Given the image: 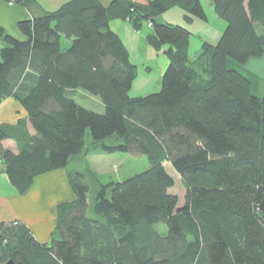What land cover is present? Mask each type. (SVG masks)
<instances>
[{"label": "trees", "instance_id": "1", "mask_svg": "<svg viewBox=\"0 0 264 264\" xmlns=\"http://www.w3.org/2000/svg\"><path fill=\"white\" fill-rule=\"evenodd\" d=\"M208 1L225 28L193 61L188 29L156 19L178 8L186 25L206 21L202 0H115L108 7L71 0L19 22L24 40L0 29V104L12 97L25 113L15 125H0V165L20 194L79 156L87 131L93 144L119 140L101 145L104 153L141 155L149 164L100 185L91 202L84 176L68 171L75 199L57 206L50 242L40 244L22 223H0V264H264V97L227 67L264 56V0ZM112 19L135 31L151 25L149 46L167 48L158 92L129 95L137 68L109 29ZM77 94L97 99L102 111L77 103ZM8 139L17 154L2 147ZM165 164L185 190L180 207Z\"/></svg>", "mask_w": 264, "mask_h": 264}, {"label": "crops", "instance_id": "2", "mask_svg": "<svg viewBox=\"0 0 264 264\" xmlns=\"http://www.w3.org/2000/svg\"><path fill=\"white\" fill-rule=\"evenodd\" d=\"M69 1L71 0H32V4L29 7L0 1V29L4 36H9L19 41L24 40V36L17 28L19 22L31 20L33 17L43 13L54 12ZM99 1L104 7H108L115 0ZM202 5L205 7L206 21L194 19L192 24L186 25L183 21L184 13L178 8L168 10L160 15L156 21L161 24L185 26L190 32L189 38L194 37L198 40L197 48L200 51L202 43L215 45L225 28L224 22L215 16L210 3L205 2ZM108 26L112 32L120 37L126 47L130 61L137 68V76L140 70L144 82L146 81L135 92L134 97L158 92L161 75L168 65V59L162 54L167 48L163 47L161 51L156 52L149 46L147 37L153 32L151 25L144 24L139 30L135 31L127 21L112 19ZM3 45V38L0 37V48ZM68 46L69 41H66L65 47ZM227 67L239 72L250 81L251 90L255 96L264 97V56L250 59L244 65L228 60ZM150 75L155 77L154 82L150 80ZM90 98L102 111L100 102L95 98ZM24 118L23 109L12 97L6 98L1 102L0 125H15ZM28 130L30 134L33 133L29 125ZM1 145L4 149L10 150L14 154L18 153L19 147L14 140H4ZM74 199L75 195L70 185L66 168L36 177L30 188L20 194L10 184L3 166L0 165V223L16 221L24 224L30 230L34 239L40 244H48L50 242L56 224L57 206L62 203L72 202Z\"/></svg>", "mask_w": 264, "mask_h": 264}, {"label": "rangeland", "instance_id": "3", "mask_svg": "<svg viewBox=\"0 0 264 264\" xmlns=\"http://www.w3.org/2000/svg\"><path fill=\"white\" fill-rule=\"evenodd\" d=\"M205 2L209 1L202 0L203 4H205ZM189 41L190 45L188 49V58L190 61H193L199 52V49L197 48L198 40L194 37H190ZM65 42V38H62V51L66 50ZM154 79L155 77L150 75V80L153 81ZM142 83L145 84L146 81L144 82L142 72L139 70V74L129 92L131 97L135 96V92L140 89L139 87H141ZM75 97L76 102L80 105L100 113L99 106H96L93 99L90 97L84 99L78 94ZM91 141L92 140L87 131L85 135L84 150L79 156L72 158L66 167L67 171L79 172L84 176V183L88 187L87 199L90 202L100 185L122 182L146 171L149 168V164L145 156L129 155L119 152L110 154L104 153L101 149V145L116 146L119 144V140L115 137L107 138L98 144H93ZM165 168L174 180V186L169 190V192L177 197L178 206L180 207L184 203L185 190L180 178L170 168L169 164H165ZM153 229L159 234L165 233V227L163 225H157Z\"/></svg>", "mask_w": 264, "mask_h": 264}, {"label": "water", "instance_id": "4", "mask_svg": "<svg viewBox=\"0 0 264 264\" xmlns=\"http://www.w3.org/2000/svg\"><path fill=\"white\" fill-rule=\"evenodd\" d=\"M258 208L261 211V213L264 215V198L259 203ZM3 264H14V263L10 260V261H7L6 263H3Z\"/></svg>", "mask_w": 264, "mask_h": 264}]
</instances>
